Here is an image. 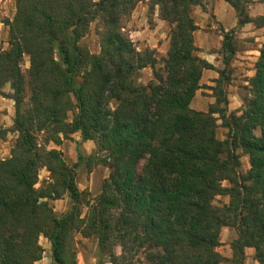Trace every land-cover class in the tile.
Listing matches in <instances>:
<instances>
[{
	"label": "trees",
	"instance_id": "obj_1",
	"mask_svg": "<svg viewBox=\"0 0 264 264\" xmlns=\"http://www.w3.org/2000/svg\"><path fill=\"white\" fill-rule=\"evenodd\" d=\"M143 1L16 0L13 19L0 18L9 27L0 96L9 84L18 134L11 155L0 160V264H39L41 237L51 244L53 264H77V234L96 237L112 264H133L140 255L148 264H246L250 247L264 264V41L243 105L229 111L226 89L238 49L236 30L223 32L225 67L209 86L215 102L196 110L203 71L214 67L194 39L192 11L203 0H149V13L158 7L170 25L161 61L156 49H138L126 30ZM225 1L238 25L264 28V10L249 13L253 0ZM94 22L97 53L80 43ZM146 68L153 78L142 83ZM219 119L228 129L224 140L217 137ZM76 133L105 152L95 163L110 174L96 197L77 182L79 164L94 157L81 152V142L73 165L49 147ZM6 134L0 126V140ZM242 154L250 162L245 173ZM42 168L50 180L37 187ZM66 194L72 206L57 214L51 201ZM218 196L229 202L216 205ZM223 227L237 234L231 259L218 250Z\"/></svg>",
	"mask_w": 264,
	"mask_h": 264
},
{
	"label": "rangeland",
	"instance_id": "obj_2",
	"mask_svg": "<svg viewBox=\"0 0 264 264\" xmlns=\"http://www.w3.org/2000/svg\"><path fill=\"white\" fill-rule=\"evenodd\" d=\"M206 0H203V9H207L209 16V27H205L204 29H212L211 26L214 25L216 35L222 36L225 31L224 27L217 21V17L214 15L213 9L207 8ZM260 3L262 7H260ZM149 0H144L137 5V12L139 15L142 14V6L148 5ZM253 9V14L258 16L259 13L262 12V8H264V0H253L251 4ZM222 6H219V9ZM16 13V0H0V18L2 20L5 19H13ZM226 15V13H225ZM156 9L149 13L148 6V19L147 22L143 21L141 23L140 18L137 22L132 21V14L128 18L126 22V30L129 32L131 39L136 44V46L144 49V45L142 43H152L158 42V36H160V32L155 31V27L157 25L156 21ZM255 27V28H254ZM250 28V27H249ZM97 23L94 22L91 25L90 31L88 34L81 40V44L88 47L90 51L97 53L100 50L99 47V37L96 33ZM235 37L237 41V49L235 56L232 59L230 65V75L231 81L227 84V94L229 99V111H236L241 109L244 101V97L246 94L245 86L249 84V79L253 76V70L255 62L259 56V50L264 41V29L257 28L253 25L252 29L245 30L243 35L239 32L240 27H235ZM139 31V33H132L131 31ZM168 32V34L165 32ZM164 33L167 34L169 40V28L164 26ZM240 33V34H239ZM243 36V37H241ZM9 27L4 23L0 24V52L9 48ZM240 40V43H239ZM164 40L161 39L159 41L160 46L154 48L157 50L158 58L161 61L163 57L167 55L169 49V43L167 48L163 45ZM29 57H24L22 62V69L25 74L29 69ZM159 64L158 66H160ZM153 78V72L151 68H146L139 72V81L142 83H147ZM214 83H202V88L197 92L191 106L196 110H201L206 108L208 111L209 106L206 103L212 99V102H215V98L213 97V91L209 86H214ZM5 95L0 96V126L7 130L6 137L0 140V160L6 159L11 155L12 147L15 143V140L18 136L16 132L13 131L14 117H15V103L14 101L8 97V94L12 92L10 85L7 84L3 88ZM27 95H29V88L27 91ZM213 97V98H212ZM210 104V103H209ZM112 107L115 106L113 102ZM73 117V114H70V119ZM228 129L223 126L222 120H218L217 127V137L221 140H224L227 136ZM77 134H72L70 139L65 140L60 146H55L54 144H50L49 147H57L63 152V156L65 160L73 165L78 161V145L77 142ZM81 150V149H80ZM83 150V149H82ZM241 152V151H240ZM86 154V153H85ZM93 155L91 160L82 161L77 168V182L81 189H87L90 191L92 197H96L100 191L102 182L109 176L110 169L102 164H96L95 161L97 158H102L105 155V152H100L96 149V146L92 149V151L87 154V156ZM250 168L249 157L245 154H242L240 159V168L239 171L241 173H245ZM50 180V172L46 168H42L40 170V178L37 187L46 184V181ZM228 185L227 182H225ZM229 202L228 196H218L215 200L216 205H224ZM54 211L57 214H62L68 211L72 206L71 198L66 194L62 198L51 201ZM83 215L87 212V207H82ZM230 230H233L230 229ZM225 239L228 240L231 237L230 233H226L224 235ZM40 243L44 247L43 257L44 264H52L50 260L51 255V244L45 238H40ZM76 248H77V264H112L109 259V256L102 254L98 240L96 237L85 238L80 234L76 235ZM117 253H120V248L116 249ZM253 258L246 259V264H258L257 261ZM41 259V260H42ZM40 260V261H41ZM39 261V264H41ZM133 264H148L143 255H140L137 258V261Z\"/></svg>",
	"mask_w": 264,
	"mask_h": 264
},
{
	"label": "crops",
	"instance_id": "obj_3",
	"mask_svg": "<svg viewBox=\"0 0 264 264\" xmlns=\"http://www.w3.org/2000/svg\"><path fill=\"white\" fill-rule=\"evenodd\" d=\"M206 1L207 2H206L205 6L207 8H209L210 10L213 9L214 15L217 17V21L224 27L225 31H229V30L234 29L235 27L239 26L240 27L239 32H241L243 34V32H246L245 30L252 29V27L254 25L252 23H247V24H244L241 26L238 25V19H237V15H236L235 10L225 0H206ZM261 4L262 3H260V7H262ZM219 6H222V8L219 9ZM262 9L264 10V8H262ZM263 10L261 13L258 14V16L263 13ZM141 12H142V14L139 15V12H137V7L135 8V10L132 13V21H131L132 23L137 22V20L139 18H140L141 23H143V21L147 22L148 5L142 6ZM225 13H226V15H225ZM249 13L252 17H257L256 15L253 14V9L251 6L249 8ZM208 15L209 14H208L207 9H203L202 6L197 5V6L193 7L192 16L194 17L196 24L199 26V29L196 30L194 33L195 44L200 49L198 54L201 58L207 60L209 63H211L214 66L212 69H205L203 71L202 78L200 81L201 85H202V83H214L215 84L214 80L220 76L218 70L224 69V67H225V64L223 61V51H222V45H223L224 37H223V35L222 36L216 35L215 30H213V28L215 27L214 25L211 26L212 29H210V30L204 29L205 27L210 28L208 26L209 22H210ZM156 17H157L156 18L157 25L155 27L156 28L155 31L156 32L159 31L161 33L160 36H158V39H159V41L161 39H163L164 42H162V43L167 48V45L169 43L168 36H167L168 32H166V30H165V32L167 34L164 33V26H167L170 29V25L168 22L162 20L159 17L158 7H156ZM131 32L132 33H139V31H137V30L131 31ZM243 35H245V34H243ZM241 37H243V36H241ZM159 41L158 42H152V43H144L143 42L142 45H144L145 48L146 47L157 48L160 46ZM239 43H240V40H239ZM138 49L141 50V46L140 47L138 46ZM254 74H255V65H254V70H253V75ZM209 103L212 104L214 102H212V99H210L206 103V105L209 106L210 105ZM228 107H229V104H228ZM205 110H207V109L203 108L200 111H205ZM76 134L78 135L77 139L81 142L79 148L81 149V152L85 156H87L89 151L91 152L92 149L95 147V143L91 140L82 141L80 134L79 133H76ZM230 229H232V228H230V227H223L222 228L221 246L218 248L219 252L224 257L229 258V259H231L233 256L231 243L237 237L236 231L234 229L233 230H230ZM226 233L231 234V237L228 240H226L224 237V235ZM254 254H255L254 248L250 247V248L246 249V255L248 258H251V257L253 258L252 255H254ZM43 261L44 260L42 259L40 261V263L44 264ZM222 264H232V262L227 261V262H224Z\"/></svg>",
	"mask_w": 264,
	"mask_h": 264
}]
</instances>
